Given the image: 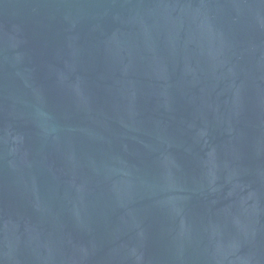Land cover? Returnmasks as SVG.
<instances>
[{
	"label": "water",
	"instance_id": "1",
	"mask_svg": "<svg viewBox=\"0 0 264 264\" xmlns=\"http://www.w3.org/2000/svg\"><path fill=\"white\" fill-rule=\"evenodd\" d=\"M0 264H264V0H0Z\"/></svg>",
	"mask_w": 264,
	"mask_h": 264
}]
</instances>
